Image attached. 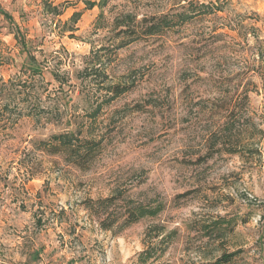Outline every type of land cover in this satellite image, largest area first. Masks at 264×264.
Returning <instances> with one entry per match:
<instances>
[{"label":"clouds","instance_id":"9594fccd","mask_svg":"<svg viewBox=\"0 0 264 264\" xmlns=\"http://www.w3.org/2000/svg\"><path fill=\"white\" fill-rule=\"evenodd\" d=\"M87 2L0 0V144L33 161L0 169V264H218L239 249L238 264H264V59L241 52L264 51V0ZM68 32L80 51L60 47ZM53 147L41 229L19 203L35 212L24 182ZM250 209L260 222L238 224Z\"/></svg>","mask_w":264,"mask_h":264},{"label":"rangeland","instance_id":"374dc122","mask_svg":"<svg viewBox=\"0 0 264 264\" xmlns=\"http://www.w3.org/2000/svg\"><path fill=\"white\" fill-rule=\"evenodd\" d=\"M48 2V0H41V5L43 6L44 9V3ZM85 4L86 7L88 8V3L87 0H85ZM97 7V6H95ZM194 7V6H193ZM94 8V7H93ZM89 10H91L92 8H88ZM47 10V9H46ZM217 11H222V9L218 8ZM74 12L77 11H73L72 15ZM81 18L80 20L77 22V24H79V22L84 18V13L81 12ZM12 16V15H11ZM13 18V17H12ZM5 19H7L5 17ZM9 20V19H8ZM244 25H240L241 30L243 31L244 29ZM254 27V26H253ZM224 31H221L220 29H217L214 27L213 31L219 33V38L223 39L224 35L230 34L231 32L234 31V29H232L230 26L228 25H224L223 26ZM242 31L241 32H236V36H241L242 35ZM250 34L252 36H255L256 33L254 30H252L250 32ZM58 35V34H57ZM55 38V37H54ZM63 43L60 44V47L66 48V49H75L76 51H80L83 47V44L80 40L75 38V34L72 32H68L65 34L64 37L60 38ZM225 47H227V45H225ZM248 56H252L255 55L260 59H264V51H261L260 47L258 45H250L248 46V48L245 50L243 47L241 48V52H245ZM14 139V137H13ZM25 141H27V137H25ZM37 151H40V149H37ZM59 155V153H54L52 152L51 149H49L48 151H45L43 153V155L38 158L36 160V163L33 165V168L35 169V171L33 169H28L27 175H28V180H25V184H30V186L32 188L35 189V202L32 204V207L35 209V212H32L29 214L28 212V203L27 201H21L19 203V213H23L24 214V219H34L35 220V224L38 228H43L44 225L46 223H48L47 221H45L43 219L44 216V210H45V206H44V197L48 196V195H52L55 196L57 195L56 192L52 191L53 185L51 180L48 177V173L44 171L45 167L48 168V172H52L58 164V161L51 159L52 157H55ZM11 156L12 158L9 159L8 157ZM5 162L8 164V169L7 171L9 172V175H11V170L15 169L16 173H21V169L25 167V164H32L33 161L31 158H29V156H26L24 154V152L21 151L20 148H11L10 146H5L3 144H0V169H2L4 167ZM67 162V161H66ZM19 177H13V179H18ZM4 180H7V176L3 177ZM4 187L7 188L8 184L5 183ZM41 189H43V193L44 195L42 196L41 194ZM60 195H63V192L59 193ZM28 195V189L25 188V196ZM87 199H91V197H88ZM12 204H16L17 203V198L13 197L11 200ZM65 203H68V201H65ZM3 206H4V200H3V193L0 192V211L3 210ZM10 213L12 212V210H9ZM67 211V209L65 208H61L59 212L56 213V217H57V224L63 223V215L64 213ZM37 213H39L40 215L37 216ZM49 215H51V213H49ZM255 215V213L250 209L247 213H246V218L243 220H240L239 218V214L237 213V217L236 220L239 223H259L260 221H253V216ZM260 220H264V215H261ZM215 223V222H214ZM237 224V226H238ZM207 226V225H206ZM26 227V225H25ZM100 227L102 228V226L100 225ZM77 228H81V225L78 223L77 226L75 228L72 229V232L75 233L77 231ZM144 225L140 222H136L133 224L128 225L124 230H130L133 234L137 233L140 230H143ZM103 229V228H102ZM106 230V229H105ZM50 231H54V229H50ZM61 233H63V229H60ZM211 232V231H209ZM87 233H84V235H86ZM206 235V232H205ZM209 236V238H211L212 233ZM175 239V232L174 235L172 237L168 238V244L167 246L164 247L163 249V253L168 252V248L171 246V243L174 242ZM260 240L264 241V234H262L260 236ZM120 244H121V248L125 251H129L132 248V243H130L128 240H126L124 237L120 238ZM5 247V245H3L2 243H0V249H3ZM47 244L41 243L40 246L38 247L37 250H35L32 253V259L34 261H39L43 258V254L47 248ZM61 248V250L63 251V245L59 246ZM187 251V249H185ZM241 251V253L239 254V256L237 257V261L238 258H242V253H243V249H239ZM53 250V254H54ZM236 251V250H234ZM228 252V251H225ZM233 252V251H231ZM163 253H161L160 256H157V259H160L163 255ZM153 255H155L154 253H152ZM3 256V252L0 251V257ZM65 259H67L68 264H75L74 259H72L70 256H66L64 257ZM152 259V257L145 263L142 262V264H149V261ZM182 260V258H180Z\"/></svg>","mask_w":264,"mask_h":264},{"label":"trees","instance_id":"16d2710c","mask_svg":"<svg viewBox=\"0 0 264 264\" xmlns=\"http://www.w3.org/2000/svg\"><path fill=\"white\" fill-rule=\"evenodd\" d=\"M87 5H88V8H93V7L97 6L95 4H89V3ZM44 6H45V8L47 10H53L54 11V9H51V5H49V3L47 1L44 3ZM3 14H4V16L7 19H9V20L13 19L10 13L4 12ZM81 15H82L81 12H74L73 13L72 16L76 18V23L80 20ZM38 70H39L38 68L37 69H33V71H38ZM71 143H72V141H68L67 142L68 145H70ZM50 149L54 153H59L60 152V148L53 147V148H50ZM76 154L77 153L74 151L73 155H76ZM152 215H154V214H152ZM130 224H133V223H130ZM130 224H128V225H130ZM100 225L102 226L103 229H106V230L108 229V225L105 224L104 222H101ZM205 227H206V229L208 228V226H205ZM210 234H211V232L206 231V235H210ZM240 253H241L240 250H236V251H233V252H224L223 255H222V258L218 262V264H238L237 257L239 256ZM152 256H153V254L149 253V258L147 260H143L142 262L143 263L147 262Z\"/></svg>","mask_w":264,"mask_h":264}]
</instances>
